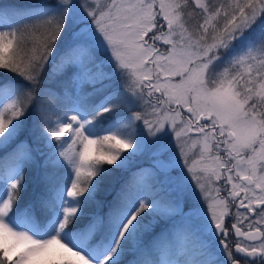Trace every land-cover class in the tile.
<instances>
[{"label":"snow or ice","instance_id":"obj_1","mask_svg":"<svg viewBox=\"0 0 264 264\" xmlns=\"http://www.w3.org/2000/svg\"><path fill=\"white\" fill-rule=\"evenodd\" d=\"M0 264H264V0L0 4Z\"/></svg>","mask_w":264,"mask_h":264},{"label":"trees","instance_id":"obj_2","mask_svg":"<svg viewBox=\"0 0 264 264\" xmlns=\"http://www.w3.org/2000/svg\"><path fill=\"white\" fill-rule=\"evenodd\" d=\"M27 2L28 0H0V4L2 5H21ZM116 176H119V173Z\"/></svg>","mask_w":264,"mask_h":264}]
</instances>
